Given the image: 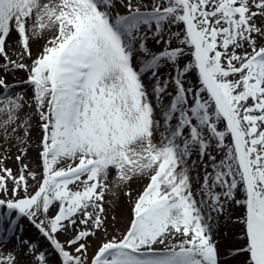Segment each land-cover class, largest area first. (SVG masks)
Returning <instances> with one entry per match:
<instances>
[{
    "label": "snow or ice",
    "instance_id": "obj_1",
    "mask_svg": "<svg viewBox=\"0 0 264 264\" xmlns=\"http://www.w3.org/2000/svg\"><path fill=\"white\" fill-rule=\"evenodd\" d=\"M3 145L0 264H264V0H0Z\"/></svg>",
    "mask_w": 264,
    "mask_h": 264
},
{
    "label": "bare ground",
    "instance_id": "obj_2",
    "mask_svg": "<svg viewBox=\"0 0 264 264\" xmlns=\"http://www.w3.org/2000/svg\"><path fill=\"white\" fill-rule=\"evenodd\" d=\"M14 38H15V35H13V39ZM37 50H38L37 46L33 45V48H32L33 56H35ZM7 79L10 84L19 85V84H22L21 81H24L27 79V74L23 70H20V71L15 72L14 77L12 75H9ZM24 89H26V92L24 93L25 96L30 97L32 95L31 87L25 85ZM39 136H40L39 131L34 130L32 133V146L29 148L28 154L24 158V161H23L24 163H27L30 168L36 171H39V168L37 166L40 163L39 158H38V149L36 147V142L38 141ZM7 147L8 145H3L2 147H0V154H2L4 151V148H7ZM16 154H17L16 148L12 147L11 148V158L4 161L5 166L7 168L12 169L14 173H16L18 169V163L15 160ZM29 183L31 184L32 181L29 180ZM141 183H146V181L133 183L132 185L133 190L139 189L141 187ZM117 196L118 198L112 196L111 194H108L107 199L112 201L113 203L111 206L106 205L108 209V216H109V222H108L109 232L114 233V234H115V230L117 229L122 230L126 226L127 221L129 219V207H130L127 201V198L123 195V192H121L118 189H117ZM113 215L116 216L117 218L115 221V229L113 228V222L111 221V216ZM22 224H23L24 231L20 233V235L22 236L23 239H30L39 245L40 250H46L48 251V253L51 252V250L48 248L47 241L38 234L35 228H33L30 224H28L27 221H22ZM228 226H230L229 217H228V224L225 229H219V228L217 229V225H215L216 227L215 239L219 242L220 246L224 245L226 247H229L230 245H232L229 239L226 238V235H227L226 233L230 229L228 228ZM59 239L63 242L65 239H67V237L64 235H61ZM95 246H96V241H93L92 248L89 249L90 256L92 252L95 250ZM11 248H12V245L8 244L4 250L10 251ZM49 264H56V260L54 262H49Z\"/></svg>",
    "mask_w": 264,
    "mask_h": 264
},
{
    "label": "rangeland",
    "instance_id": "obj_3",
    "mask_svg": "<svg viewBox=\"0 0 264 264\" xmlns=\"http://www.w3.org/2000/svg\"><path fill=\"white\" fill-rule=\"evenodd\" d=\"M16 86L18 88H25V85H23V84H19V85H16ZM228 213L231 215V217L234 218L235 216L240 214V209L236 208V207H233V208L228 209ZM228 217H229V215H222L221 217H219L216 220L215 225H217V229L218 228L219 229H225L227 227ZM229 224H230V226H228V228H230V229L226 233L227 234L226 238L229 239V241L233 245L234 242H235V234L239 231V226L233 224L232 220L230 218H229ZM220 248H221V251H223L227 247L222 245V246H220ZM49 256H50L49 262H54L56 260V254L53 253L52 251L49 252Z\"/></svg>",
    "mask_w": 264,
    "mask_h": 264
}]
</instances>
